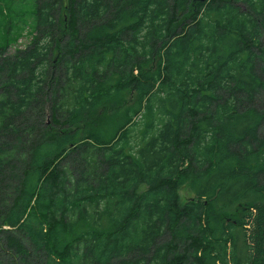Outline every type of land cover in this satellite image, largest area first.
Here are the masks:
<instances>
[{"label": "trees", "instance_id": "trees-1", "mask_svg": "<svg viewBox=\"0 0 264 264\" xmlns=\"http://www.w3.org/2000/svg\"><path fill=\"white\" fill-rule=\"evenodd\" d=\"M0 264H264V0H0Z\"/></svg>", "mask_w": 264, "mask_h": 264}, {"label": "rangeland", "instance_id": "rangeland-1", "mask_svg": "<svg viewBox=\"0 0 264 264\" xmlns=\"http://www.w3.org/2000/svg\"><path fill=\"white\" fill-rule=\"evenodd\" d=\"M30 36L28 34H25L21 40L17 42L16 47H23L29 42ZM178 194H179V200L182 202L186 199H188L190 196H192V193L188 187V185H183L178 189Z\"/></svg>", "mask_w": 264, "mask_h": 264}]
</instances>
